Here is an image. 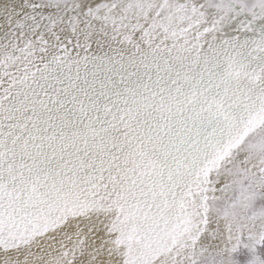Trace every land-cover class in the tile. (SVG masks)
<instances>
[{
  "label": "snow or ice",
  "instance_id": "snow-or-ice-1",
  "mask_svg": "<svg viewBox=\"0 0 264 264\" xmlns=\"http://www.w3.org/2000/svg\"><path fill=\"white\" fill-rule=\"evenodd\" d=\"M0 264H264V0H0Z\"/></svg>",
  "mask_w": 264,
  "mask_h": 264
}]
</instances>
